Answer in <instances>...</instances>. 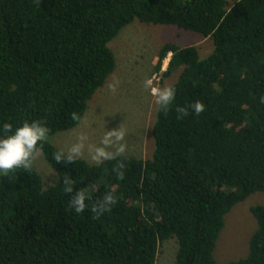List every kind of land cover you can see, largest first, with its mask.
<instances>
[{
    "label": "trees",
    "instance_id": "16d2710c",
    "mask_svg": "<svg viewBox=\"0 0 264 264\" xmlns=\"http://www.w3.org/2000/svg\"><path fill=\"white\" fill-rule=\"evenodd\" d=\"M135 20L211 38L214 51L166 43L155 72L181 70L167 114L158 108L150 159L56 163L49 137L77 126L117 67L110 43ZM205 109L178 118L177 108ZM39 120L42 152L59 175L45 189L36 167L0 178V264H157L175 238L174 264H264V206L246 257L220 263L226 216L264 192V0H0V124ZM122 173V174H121ZM88 194L75 213L62 179ZM105 193L116 203L92 206Z\"/></svg>",
    "mask_w": 264,
    "mask_h": 264
},
{
    "label": "rangeland",
    "instance_id": "374dc122",
    "mask_svg": "<svg viewBox=\"0 0 264 264\" xmlns=\"http://www.w3.org/2000/svg\"><path fill=\"white\" fill-rule=\"evenodd\" d=\"M228 1L232 4L237 0ZM170 42L181 47L197 46L201 58L207 57L215 48L211 38H204L197 32L183 30L173 25L147 24L139 20L123 28L118 37L109 44L117 57V67L90 101L83 118L86 121L85 130L91 141L97 142L107 129L122 126L126 131L125 154L145 160L153 157L156 149L153 127L158 106L155 103L154 93L144 88V81L150 80L152 87L156 89L177 82L181 70L170 77L163 76L170 55L164 61L162 72H155L161 48ZM115 79L120 83L117 90L112 92L108 85ZM76 130L77 126L60 131L49 137V140L58 148L65 147ZM82 159L95 164L87 156ZM34 167L41 173L45 189L59 183L57 171L42 151ZM256 205L264 206V192L253 194L235 206L226 216V225L215 250L218 262L228 263L248 255L250 241L257 229V221L252 213V207ZM178 249V241L175 238L164 242L157 264H174Z\"/></svg>",
    "mask_w": 264,
    "mask_h": 264
},
{
    "label": "clouds",
    "instance_id": "9594fccd",
    "mask_svg": "<svg viewBox=\"0 0 264 264\" xmlns=\"http://www.w3.org/2000/svg\"><path fill=\"white\" fill-rule=\"evenodd\" d=\"M119 83L120 81L115 79L108 85V88L115 92ZM144 88L154 93L155 103L159 110L167 114L176 99V87L165 85L156 89L152 87L151 81L146 79ZM189 109L198 115L204 111L205 105L201 101H195L188 108H177L178 118L187 115ZM73 119L77 120V130L65 147L59 148L52 154V159L56 163L69 165L87 156L91 162L101 165L105 161H114L125 157L127 151V145L124 143L126 131L122 126L111 130L107 129L100 135L97 142H93L85 130L86 121L75 114H73ZM49 135V128L39 120H25L15 126L8 122L0 124V175L7 176L17 169L30 172ZM52 182L55 183V181ZM62 183L63 191L71 194V199L68 201L69 208L77 214L84 212L88 208L87 192L84 190L74 191L76 181L70 177H64ZM115 203L116 197L112 193H105L92 206V211L103 214L105 211H110Z\"/></svg>",
    "mask_w": 264,
    "mask_h": 264
}]
</instances>
